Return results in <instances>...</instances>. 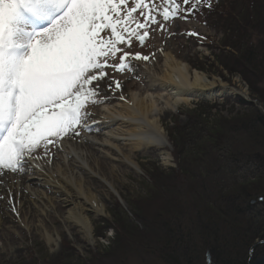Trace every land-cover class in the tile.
<instances>
[{"label": "trees", "instance_id": "trees-1", "mask_svg": "<svg viewBox=\"0 0 264 264\" xmlns=\"http://www.w3.org/2000/svg\"><path fill=\"white\" fill-rule=\"evenodd\" d=\"M223 1L224 16L217 15L223 20L212 26L222 36L214 54L213 65L221 68L216 75L224 81L228 80L223 72L229 78L238 75L264 112V0ZM234 103L251 111L232 121L215 120L209 107L199 105L183 114L184 125L174 123L169 142L179 164L178 173L170 172L173 181L178 176L182 180L170 187L183 195L174 193V206L167 204L166 211L144 223L146 234L126 228L119 213H112L114 227L102 220V227L113 230L115 238L97 255L96 264H123L129 256L137 264H264V191L252 188L264 186V117L253 102L236 97ZM220 155L228 166H241L250 174L225 188L219 180L225 174L222 170L210 167L200 172L190 167L205 157L214 166ZM156 174L150 175L154 186L165 177Z\"/></svg>", "mask_w": 264, "mask_h": 264}, {"label": "snow or ice", "instance_id": "snow-or-ice-1", "mask_svg": "<svg viewBox=\"0 0 264 264\" xmlns=\"http://www.w3.org/2000/svg\"><path fill=\"white\" fill-rule=\"evenodd\" d=\"M204 7L211 0H0V176L28 173L38 150L50 155L88 127L87 106L107 99L98 98L106 68L134 72L129 57L148 59L122 45Z\"/></svg>", "mask_w": 264, "mask_h": 264}, {"label": "rangeland", "instance_id": "rangeland-1", "mask_svg": "<svg viewBox=\"0 0 264 264\" xmlns=\"http://www.w3.org/2000/svg\"><path fill=\"white\" fill-rule=\"evenodd\" d=\"M156 2L159 3L160 0H156ZM211 3L213 5L212 11L204 7L203 13H181L180 16L172 18L167 22L161 20L165 24L164 29H160L157 25H151L149 35L143 45L135 39H133L130 48L127 45H122V48L129 50L131 53L135 54L138 52L141 56H147L148 59L135 60L129 57L130 62L137 64L134 72L127 70L115 71L111 67L106 68L104 82H106V86L111 83L112 86H108V88L113 89L114 92H119L120 96L118 98L127 96L131 92H138L143 95L146 89L138 79L146 77V72L152 69L153 63L155 67L160 68L163 56L168 55L177 63L184 65L189 75L195 71L203 75L208 81L215 83L217 87L223 88L224 92L217 91L209 99H198L196 102L187 105H176L172 112L165 113L161 119V127L168 147L162 151L148 148L140 153L132 154L133 161L139 167L137 172L117 164L113 165L116 170L114 173L99 168L98 172L112 185L114 192H109L105 186L100 185L99 191L104 195V197H101L104 210L101 216L92 218V239L90 241L84 239L82 235L76 233L74 230L68 231L63 229L60 222L55 219V224L49 226V232L52 235L53 230L59 229L57 246H48L41 232L28 233L23 229H18L16 230L15 240H13L11 235L4 238V241L0 239V264H96L97 255L102 254L103 248L108 247L113 238H115L113 230L102 227L100 223L102 220H105L109 224V227H114L112 213H119L125 219L126 228H137L138 232H145L146 234L147 231L145 230L144 223L152 221L153 217L160 213L161 210L166 211L168 209L167 204L174 206V202L177 201L176 197H173L175 194L179 198L183 195L182 190H178L175 193L176 190H172V187H170V184L175 185L180 183L182 177L178 176L177 179L172 180L170 170L173 169L178 173V162H174L172 156L173 148L169 142L168 132L173 128L175 122L178 125L185 124L186 119L183 114L186 111L192 110L196 106L204 105L210 108V118L232 121L245 114H249L251 111L249 107H241L234 103L235 98L238 97L244 102H253L254 106L259 109L264 117V112L258 106L259 104L254 102L246 84L238 75L229 78L223 72V76L228 81H224L216 75L217 71L221 70V68L213 65L215 63L214 54L219 52L218 49L220 48L222 36L212 26L221 19L217 15L224 16L223 10L220 7L224 1L211 0ZM182 6L184 8L190 7V5ZM206 16H208L210 24L207 23ZM222 20L223 18L220 21ZM189 33H196V35H189ZM101 35H105V33H101ZM110 63H119V61H110ZM192 66L203 68L204 71L195 70ZM136 74L138 79L130 82L122 91V83ZM115 78H117V81H115ZM145 81L147 80L145 79ZM116 82L120 84L118 89L115 87ZM132 85L134 86L132 87ZM99 106L100 103L89 104L86 111L88 113L93 112ZM82 135L83 133H80L78 137ZM65 138L67 137L61 138L60 142ZM48 147L49 152H53L54 146L49 145ZM40 150L34 155L42 154ZM218 158L219 161L214 166L211 165L212 160L209 157H205L202 163L194 162L190 167L200 172H206V169L210 167L222 170L225 173L224 177L220 178V174L216 177L220 178V185L225 188H228L234 180H237V182L244 181L250 174L246 169H242L241 166L236 165L233 168L228 166L224 160L225 156L220 155ZM155 171L157 172V176L160 174L165 176L157 183L163 188L159 185H152L153 182L150 180V175ZM252 188L253 190L264 191L263 183ZM252 201V205H254L255 199H252ZM100 234L102 238L99 237ZM126 235L128 236V233ZM120 239L117 238V241ZM140 239L144 241L146 237L142 235ZM5 241L7 244H4V250H1V244ZM120 243L123 245L124 241L122 240ZM129 257V260H123L122 263H138L135 257ZM212 258L214 260L213 256Z\"/></svg>", "mask_w": 264, "mask_h": 264}, {"label": "bare ground", "instance_id": "bare-ground-1", "mask_svg": "<svg viewBox=\"0 0 264 264\" xmlns=\"http://www.w3.org/2000/svg\"><path fill=\"white\" fill-rule=\"evenodd\" d=\"M136 79L137 74L124 81L122 91ZM138 81L145 86V93L131 92L122 98L104 80L100 81L98 98L107 99L89 113L88 127L80 129L81 137L63 139L50 156L41 149L39 159L28 161V173L5 170L6 174L0 176L4 181L0 184V196L4 197L0 199L1 240L10 235L15 240L16 230L23 229L28 233L41 232L46 244L55 247L59 229L51 235L49 226L57 219L63 229L74 230L90 241L92 218L101 216L104 210L100 185L114 192L99 168L114 173L113 165L117 164L137 172L139 167L132 154L168 147L161 127L165 113L172 112L176 105L224 92L195 71L189 75L184 65L168 55L163 56L160 68L153 63L146 77ZM4 244L7 242L1 244V250Z\"/></svg>", "mask_w": 264, "mask_h": 264}]
</instances>
